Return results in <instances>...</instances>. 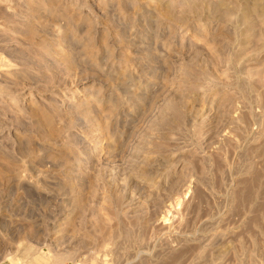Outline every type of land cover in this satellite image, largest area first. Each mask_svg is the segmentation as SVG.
<instances>
[{
  "label": "rangeland",
  "instance_id": "1",
  "mask_svg": "<svg viewBox=\"0 0 264 264\" xmlns=\"http://www.w3.org/2000/svg\"><path fill=\"white\" fill-rule=\"evenodd\" d=\"M0 264H264V0H0Z\"/></svg>",
  "mask_w": 264,
  "mask_h": 264
}]
</instances>
